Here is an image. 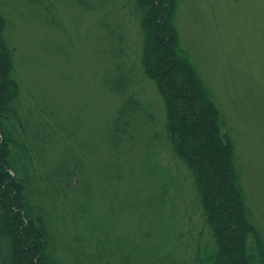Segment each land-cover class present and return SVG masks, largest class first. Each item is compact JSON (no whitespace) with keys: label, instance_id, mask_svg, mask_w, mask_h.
<instances>
[{"label":"rangeland","instance_id":"obj_1","mask_svg":"<svg viewBox=\"0 0 264 264\" xmlns=\"http://www.w3.org/2000/svg\"><path fill=\"white\" fill-rule=\"evenodd\" d=\"M0 11L21 92L12 152L28 150V200L52 258L195 264L211 234L142 71L135 0H0ZM174 23L234 143L264 240V0H181Z\"/></svg>","mask_w":264,"mask_h":264},{"label":"trees","instance_id":"obj_2","mask_svg":"<svg viewBox=\"0 0 264 264\" xmlns=\"http://www.w3.org/2000/svg\"><path fill=\"white\" fill-rule=\"evenodd\" d=\"M180 1L135 0V6L141 14L142 71L163 100L168 142L191 176L211 234L212 247L197 248L195 264H264V240L245 203L234 143L179 45L174 21ZM4 27L0 11V264H59L49 250L47 223L29 204L28 150L12 152L16 140L8 126L22 123L21 92ZM133 104L123 105L120 117Z\"/></svg>","mask_w":264,"mask_h":264}]
</instances>
